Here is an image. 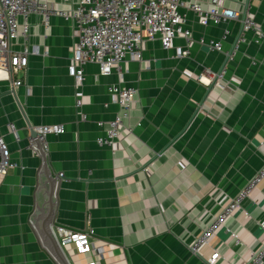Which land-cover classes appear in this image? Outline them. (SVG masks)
<instances>
[{"label":"crops","instance_id":"obj_1","mask_svg":"<svg viewBox=\"0 0 264 264\" xmlns=\"http://www.w3.org/2000/svg\"><path fill=\"white\" fill-rule=\"evenodd\" d=\"M51 1L63 10L79 3ZM181 1L208 9L217 0ZM220 1L240 18L250 11L264 34V0ZM182 12L189 40L177 37L168 50L159 39L146 40L142 59L129 58L121 78L88 63L81 86L69 70L77 41L72 21L53 15L47 25L44 14H31L25 37L20 19L14 47L39 52L14 75L0 71V135L18 165L0 182V264H60L42 239L50 184L29 140L43 124L66 128L47 136L48 166L58 179L51 224L93 228L102 264H210L216 250L221 257L211 264H241L263 244L264 180L210 245L191 250L264 164V37L257 42L248 31L238 42L240 20L204 26L193 10ZM213 40L223 49L211 48ZM120 80L138 89L137 105L114 145L101 146L98 137L118 112L109 86ZM70 251L72 264H85Z\"/></svg>","mask_w":264,"mask_h":264},{"label":"built area","instance_id":"obj_2","mask_svg":"<svg viewBox=\"0 0 264 264\" xmlns=\"http://www.w3.org/2000/svg\"><path fill=\"white\" fill-rule=\"evenodd\" d=\"M74 5L76 0H66ZM193 10L204 26L211 23L219 24L229 19L240 20L242 34L238 42L245 41L246 33L254 31L256 41L264 37L261 26L254 15L248 11L242 18L238 12L222 5L220 0L214 5L204 9L200 4L193 2L186 4L181 0H79L77 6L69 10L57 9L51 0H0V71L12 75L26 69L30 57L38 54L37 47L26 45L23 49H16L15 42L20 34V19H23V34L29 36L30 26L27 23L31 14H44L46 24H49L53 15L61 16L72 21L77 41L74 45L69 70L76 79L77 86H81L86 78L85 66L88 63H98L103 74L117 73L120 78L127 60H141L142 47L146 40L159 39L165 50L173 46L177 37L189 40L192 29L188 25L186 14L182 8ZM204 42V38L200 39ZM211 48L222 50V40H213ZM235 50L234 52L236 51ZM234 52L230 55L233 57ZM186 51H180L183 56ZM15 85H21L22 80H16ZM109 91L112 101L118 106V112L109 122L105 134L98 137L99 145L113 146L121 136L125 121L137 105L138 89L125 86L120 80L111 84ZM83 104L82 98L77 106ZM83 119L85 114H81ZM103 126V122H99ZM11 132L20 140L18 130L13 123L9 124ZM37 137L31 136L30 147L34 153L41 155L37 140L47 151L49 134H63L66 128L62 124H43L35 126ZM18 165L12 159L11 151L0 135V182L1 178ZM62 173L59 177H62ZM264 180V164L262 168L248 181L230 202L214 216L212 221L193 240L191 250L199 254L201 249L211 244L212 238L225 225L226 221L241 207L243 201L249 198L259 184ZM264 230V222L261 224ZM53 235L69 259L72 257L70 248L77 255L82 256L85 264H102L104 250L94 243L96 231L93 228L77 231L63 224H52ZM237 239L238 234H232ZM221 254L216 250L208 263L217 260ZM71 261V260H70ZM241 264H264V242L257 250L251 252L250 257Z\"/></svg>","mask_w":264,"mask_h":264},{"label":"water","instance_id":"obj_3","mask_svg":"<svg viewBox=\"0 0 264 264\" xmlns=\"http://www.w3.org/2000/svg\"><path fill=\"white\" fill-rule=\"evenodd\" d=\"M33 136L36 138L37 133L34 131ZM38 148L40 150L41 156L44 160V172L49 182V190L47 193V207L43 210L42 214V224H41V232L42 239L45 242V245L50 249L51 253L57 259L60 264H72L70 259L67 257L61 246L59 245L57 239L53 235L52 231V218L54 214V195L57 186L58 179L53 176L51 170L49 169L47 162V154L43 149V146L39 140H37Z\"/></svg>","mask_w":264,"mask_h":264}]
</instances>
